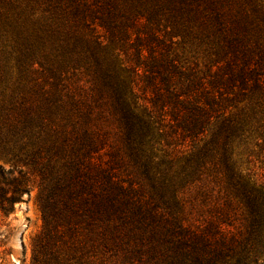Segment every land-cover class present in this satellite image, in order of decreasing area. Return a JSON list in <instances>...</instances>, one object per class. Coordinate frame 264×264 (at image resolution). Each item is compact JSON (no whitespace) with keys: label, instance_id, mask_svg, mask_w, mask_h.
<instances>
[{"label":"trees","instance_id":"16d2710c","mask_svg":"<svg viewBox=\"0 0 264 264\" xmlns=\"http://www.w3.org/2000/svg\"><path fill=\"white\" fill-rule=\"evenodd\" d=\"M251 144L264 0H0V212L29 169L32 264H264V183L235 160Z\"/></svg>","mask_w":264,"mask_h":264},{"label":"rangeland","instance_id":"374dc122","mask_svg":"<svg viewBox=\"0 0 264 264\" xmlns=\"http://www.w3.org/2000/svg\"><path fill=\"white\" fill-rule=\"evenodd\" d=\"M249 152V153H248ZM174 155L179 152L173 153ZM235 160L241 167L243 175L249 174L264 183V150L258 149L254 144L242 146ZM0 167L4 172L11 169L10 164L0 159ZM25 176L27 193L22 195V201L14 204V211L3 215L0 212V264H32L33 250L42 233V213L40 209L39 179L29 169L18 167ZM210 180L215 185L214 193L220 191L221 201H230L232 196L226 192V177L223 173L208 172ZM216 177V180L213 178ZM222 179L218 181V179Z\"/></svg>","mask_w":264,"mask_h":264}]
</instances>
